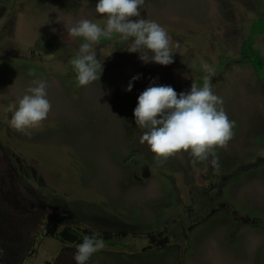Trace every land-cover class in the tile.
<instances>
[{"label":"rangeland","instance_id":"rangeland-1","mask_svg":"<svg viewBox=\"0 0 264 264\" xmlns=\"http://www.w3.org/2000/svg\"><path fill=\"white\" fill-rule=\"evenodd\" d=\"M97 3L0 0V204L8 198L0 209L11 227L26 225L9 228L4 257L75 264L76 246L96 234L104 248L87 264H264V80L239 60L264 0H145L140 18L166 29L174 62L145 64L113 34L93 45L100 80L81 87L71 60L84 40L68 28L84 18L105 27ZM255 38L264 54V35ZM205 75L234 122L227 147L216 149L219 167L183 151L157 163L135 125L139 95L153 82L188 92ZM33 80L47 83L52 108L26 135L7 108Z\"/></svg>","mask_w":264,"mask_h":264},{"label":"clouds","instance_id":"clouds-1","mask_svg":"<svg viewBox=\"0 0 264 264\" xmlns=\"http://www.w3.org/2000/svg\"><path fill=\"white\" fill-rule=\"evenodd\" d=\"M144 3L145 0H98L95 12L106 17L105 27L84 18L68 28L69 36L84 40L77 56L71 60L78 86L100 80L103 62L97 58L93 45L101 37L111 39L113 34H118L121 40L129 42L126 51L138 53L145 64L168 66L174 62L173 42L166 29L155 21L140 18ZM175 47L179 48L178 42ZM202 67L209 74L214 72L207 63ZM138 79L139 75L132 77L126 91L131 92ZM203 81L202 87L192 83L190 91L179 94L171 86L153 82L139 95L133 112L135 125L145 130L140 143L148 145L157 163L166 162L183 151L190 154L193 164L211 156L212 166L219 167L216 149L227 147L234 135V122L228 119L222 98L212 92L210 76L205 75ZM32 85L19 99L15 110L13 105L7 108L12 113L10 126L26 135L47 119L52 108L47 98V83L33 80ZM103 248L102 238L96 234L84 235L82 243L76 246L75 264H87Z\"/></svg>","mask_w":264,"mask_h":264},{"label":"trees","instance_id":"trees-1","mask_svg":"<svg viewBox=\"0 0 264 264\" xmlns=\"http://www.w3.org/2000/svg\"><path fill=\"white\" fill-rule=\"evenodd\" d=\"M264 35V6L262 7V16L249 25L248 32L241 44V52L239 60L247 62L251 65L256 75L258 74L262 81L264 80V54L256 48V38ZM101 41H107L105 37L100 38ZM222 67V64L220 65ZM264 146V136L259 139Z\"/></svg>","mask_w":264,"mask_h":264},{"label":"flooded vegetation","instance_id":"flooded-vegetation-1","mask_svg":"<svg viewBox=\"0 0 264 264\" xmlns=\"http://www.w3.org/2000/svg\"><path fill=\"white\" fill-rule=\"evenodd\" d=\"M7 201H8V198L6 200L2 201V203L0 205L6 203V208H7V205H8V202ZM2 209H0V253H2L0 255V260L2 261L3 264H5V263L6 264L7 263L9 264L11 261H13L14 264H17V263H15L17 261V259H16V261L13 260L11 258L12 256H10V255L4 257V253L2 251L9 250V245H8V242H9V228L12 229V230H14V231H26V228H25L26 225H22L21 223L15 222V224L13 225V227H11L9 225V218H8L9 213L6 212V211H3L2 212ZM57 223H60L61 224L59 218H58L57 221L53 222V224H50V226H49L50 228H48L49 230L47 231V234L46 235L49 236L50 238H52V236H51L50 233H51V231H55V228H56V224ZM119 236H122V238H123V236H125V235L124 234H121ZM147 239H148V241H149L150 244H153L154 245V241H155L154 235H152V234L149 235L147 237ZM107 241H109V240H107ZM74 242H75V240L71 241L70 245L73 244ZM11 245L13 246V244H11ZM70 245L69 246H64V248H68V247H70ZM110 245L116 246V244H113V243L110 244Z\"/></svg>","mask_w":264,"mask_h":264}]
</instances>
